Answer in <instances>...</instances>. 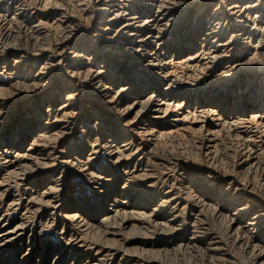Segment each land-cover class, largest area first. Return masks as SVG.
I'll return each instance as SVG.
<instances>
[{
    "label": "bare ground",
    "instance_id": "6f19581e",
    "mask_svg": "<svg viewBox=\"0 0 264 264\" xmlns=\"http://www.w3.org/2000/svg\"><path fill=\"white\" fill-rule=\"evenodd\" d=\"M156 1L0 0V264H264V0Z\"/></svg>",
    "mask_w": 264,
    "mask_h": 264
},
{
    "label": "rangeland",
    "instance_id": "374dc122",
    "mask_svg": "<svg viewBox=\"0 0 264 264\" xmlns=\"http://www.w3.org/2000/svg\"><path fill=\"white\" fill-rule=\"evenodd\" d=\"M218 0H216V2H217ZM159 3L160 2H157L156 0H138V2H137V4L138 5H140V6H142L141 8L138 6V9H142L141 11H142V13H145L146 12V10L148 9L149 10V8H153V7H158L159 6ZM215 4L217 5V3H214V4H212V7L210 8V12H211V10H213V8H214V6H215ZM218 4H219V1H218ZM145 5V6H144ZM197 9V7H195V10ZM146 15V14H145ZM257 16V14H256V12H251L250 13V15H249V18H248V21H246L245 19H243V18H241V19H237V22H238V20H239V23H236L239 27H245V28H248V27H251L252 26V24L254 23V17H256ZM145 18V17H144ZM144 18H142V20H145ZM258 20V19H257ZM246 21V22H245ZM262 21H264V20H262ZM189 22V21H188ZM128 30H131V29H128ZM128 30H125L124 32H129ZM246 30H249V28L248 29H246ZM130 32L129 33H127V34H125V37H127V38H129L130 36ZM244 40H242V43H245V42H247V40H246V38H248V35H245L244 36ZM241 43V42H240ZM14 45V44H13ZM239 47L241 48V47H243V44H240L239 45ZM247 47V46H246ZM122 49H126V50H128V47H124V46H122ZM85 59V61H84V63L86 64H89V65H92L93 64V61L92 60H89L88 59V57L86 56V58H84ZM99 62V61H98ZM86 64V65H87ZM32 66L34 67V71H36V73L40 70V68L39 67H41L42 66V64H38V63H33L32 64ZM165 86L163 85L162 86V88H164ZM174 141H172L171 143H173ZM171 143H169V144H171ZM189 145H190V143H186V142H176L175 141V143H173L172 144V146L171 145H168V147L171 149L172 148V150H173V148H175V149H177V148H179V147H189ZM2 229V228H1ZM1 231V230H0ZM34 235V236H33ZM49 234H47V235H42V234H40V233H38V232H36V234H30V235H27L25 238H24V241H27L28 242V244L30 245V248H33V251H34V257H33V259H32V263L31 264H43V263H45V262H40L39 263V260L41 259L40 258V256H42L43 255V253L47 250V247H45V246H53V245H55L56 244V241H55V239H54V237L52 236V235H49ZM49 238V239H48ZM23 241V242H24ZM37 241H40V243H42V246L41 247H37V245H34V246H32V244H33V242H37ZM51 241V242H50ZM21 244H23V243H21V242H19V243H17V246H19L20 245V247H21ZM19 248V247H18ZM17 248V249H18ZM16 249V250H17ZM20 249V248H19ZM22 251H23V249H22ZM59 252H60V249H54L53 251H51V253H50V255H49V260H47V263L48 264H51V262H52V258H54V257H56L58 254H59ZM21 253V252H20ZM169 257L170 258H173V254H170L169 255ZM176 258H177V260H181V259H188V258H190V256L189 255H187V254H177L176 255Z\"/></svg>",
    "mask_w": 264,
    "mask_h": 264
}]
</instances>
